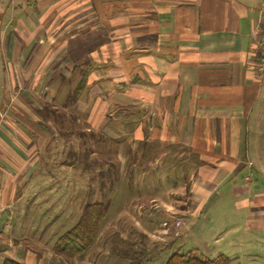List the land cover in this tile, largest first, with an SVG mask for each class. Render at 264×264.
<instances>
[{
	"label": "crops",
	"instance_id": "0c3cea01",
	"mask_svg": "<svg viewBox=\"0 0 264 264\" xmlns=\"http://www.w3.org/2000/svg\"><path fill=\"white\" fill-rule=\"evenodd\" d=\"M57 2L0 0V264L5 259L22 264L17 253L7 258L4 248L17 245L10 239V220L21 213L24 194L35 193L20 190L47 138L22 134L15 121L8 129L2 126L9 113L4 98L36 97L42 85L46 95H58L85 70L90 73L80 94L93 80L112 107L128 105L115 114L140 118L139 145L159 151L161 158L173 150L175 165H188L191 179L203 186L196 206L182 216L181 230H188L186 215L204 212L215 182L245 167L246 185L234 186V196L249 206L253 200L251 217L262 216L264 191L250 184L264 176V154L258 156L262 139L246 127L264 97V47L258 45L264 0H78L74 13L65 9L55 15ZM59 16L64 19L55 30ZM256 30L259 36L253 35ZM57 71L61 78L54 77ZM249 167L253 180L247 183ZM166 206L164 212L172 213Z\"/></svg>",
	"mask_w": 264,
	"mask_h": 264
},
{
	"label": "rangeland",
	"instance_id": "374dc122",
	"mask_svg": "<svg viewBox=\"0 0 264 264\" xmlns=\"http://www.w3.org/2000/svg\"><path fill=\"white\" fill-rule=\"evenodd\" d=\"M57 1L55 15H61L65 9L76 11L78 0ZM6 3L10 4L8 12L1 7L2 11L11 17L12 4ZM63 19L57 17L55 30ZM59 72H55V78H61ZM78 79L75 76L63 85L60 91L65 96L61 92L52 97L46 95L47 88L42 85L36 97L4 98L9 113L2 118V126L8 129L15 121L24 135L26 131H33L37 138L47 134L28 172L31 176L20 190L35 193L24 194L18 207L22 208L21 213L17 210L10 220V239H16L17 245L5 246L7 258L17 253L22 264H164L174 252H189L202 259L224 256L230 264H264V214L258 215L259 220L253 219L250 213L254 201L249 206L234 196V186L246 185L243 182L246 167L223 182H215L213 191H208L204 212L197 218L186 215L188 230H181L179 223L180 236L173 238L172 224L180 222L185 212L196 206V194H201L203 186L191 179L188 165H175L171 159L173 150H166L168 156L161 158L159 151L141 147L136 138L140 130L135 126L140 118L115 114L112 100L102 95L99 84L91 80L85 94L73 96ZM65 97H80V103L63 109ZM256 103L246 130H257V134L253 131L250 136L259 135L262 139L258 149L261 156L264 97ZM105 108L113 116H108ZM10 112L13 114L9 117ZM51 112H55L56 120H62V125L53 123ZM18 135L34 148L30 140ZM23 147L20 146L22 152L29 154L30 149L26 151ZM246 174L245 182L250 183L253 169L249 167ZM254 183L264 191V176L256 177L250 184ZM91 203L108 206L91 247L73 259L55 255L54 242L74 227L83 207ZM166 205L172 208V213L164 212Z\"/></svg>",
	"mask_w": 264,
	"mask_h": 264
},
{
	"label": "trees",
	"instance_id": "16d2710c",
	"mask_svg": "<svg viewBox=\"0 0 264 264\" xmlns=\"http://www.w3.org/2000/svg\"><path fill=\"white\" fill-rule=\"evenodd\" d=\"M90 70L82 71L78 82L73 89V96L79 95L85 88L86 82L88 80V75ZM80 97H65L63 101V109L71 108L72 106H77ZM78 101V102H77ZM72 104V105H71ZM111 107V106H109ZM108 107V108H109ZM117 107V106H116ZM114 107L115 110L124 111L125 109H130L127 106ZM107 108V111L109 109ZM119 108V109H118ZM51 111H55L51 108ZM111 112L107 115H111ZM63 113L59 114L62 115ZM55 112H53V122L54 124L62 125V120H56ZM64 118L62 115L61 119ZM108 206L102 203H91L83 207L81 215L78 222L74 227L70 228L69 231L57 239L54 242L53 253L58 256H63L65 258H75L81 254H84L93 244L96 235L99 231V226L102 220L105 218V213H107ZM2 264H19L15 261L5 259ZM164 264H230L229 259L224 256H218L214 259L198 258L190 254H179L178 252L172 253L166 260Z\"/></svg>",
	"mask_w": 264,
	"mask_h": 264
},
{
	"label": "built area",
	"instance_id": "2783aa9c",
	"mask_svg": "<svg viewBox=\"0 0 264 264\" xmlns=\"http://www.w3.org/2000/svg\"><path fill=\"white\" fill-rule=\"evenodd\" d=\"M260 10H261V13L264 14V3L261 5V9H260ZM263 23H264V22H263ZM253 35L259 36V32H258L257 30L254 31V32H253ZM260 37H262V38H261V39L259 38L260 41H259V44H258V45H259L260 48H261V47H264V29H263L262 35H261ZM261 61H263V60L260 59V62H261ZM179 223H180V222L176 221L175 224L173 223V224H172L173 226H171V227H173V236H174L173 238H177L178 236H180V235H179V231H180V229H178L179 226H180ZM162 225H163V227H164L163 230H165L166 225H165V224H162Z\"/></svg>",
	"mask_w": 264,
	"mask_h": 264
}]
</instances>
